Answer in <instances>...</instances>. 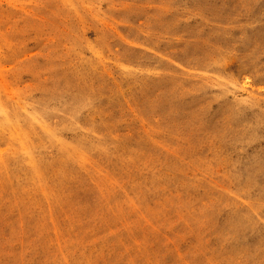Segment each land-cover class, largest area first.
<instances>
[{"label":"rangeland","instance_id":"1","mask_svg":"<svg viewBox=\"0 0 264 264\" xmlns=\"http://www.w3.org/2000/svg\"><path fill=\"white\" fill-rule=\"evenodd\" d=\"M0 264H264V0H0Z\"/></svg>","mask_w":264,"mask_h":264}]
</instances>
